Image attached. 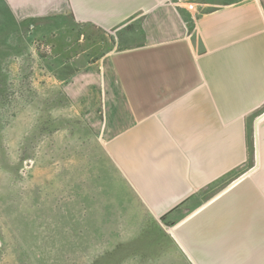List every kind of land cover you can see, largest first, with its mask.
Wrapping results in <instances>:
<instances>
[{"label":"crops","instance_id":"0c3cea01","mask_svg":"<svg viewBox=\"0 0 264 264\" xmlns=\"http://www.w3.org/2000/svg\"><path fill=\"white\" fill-rule=\"evenodd\" d=\"M0 16L123 33L100 74L85 50L61 60L63 88L100 84L96 133L188 264H264V0H0Z\"/></svg>","mask_w":264,"mask_h":264},{"label":"rangeland","instance_id":"374dc122","mask_svg":"<svg viewBox=\"0 0 264 264\" xmlns=\"http://www.w3.org/2000/svg\"><path fill=\"white\" fill-rule=\"evenodd\" d=\"M64 22L0 16V264H188L96 133L100 84L63 88L62 61L85 50L100 74L126 36Z\"/></svg>","mask_w":264,"mask_h":264},{"label":"built area","instance_id":"2783aa9c","mask_svg":"<svg viewBox=\"0 0 264 264\" xmlns=\"http://www.w3.org/2000/svg\"><path fill=\"white\" fill-rule=\"evenodd\" d=\"M186 8L188 10H193L195 7H194V3L192 2H189V1H186Z\"/></svg>","mask_w":264,"mask_h":264},{"label":"water","instance_id":"95a60500","mask_svg":"<svg viewBox=\"0 0 264 264\" xmlns=\"http://www.w3.org/2000/svg\"><path fill=\"white\" fill-rule=\"evenodd\" d=\"M164 225H165V226H168V224H167L166 222L164 223Z\"/></svg>","mask_w":264,"mask_h":264}]
</instances>
